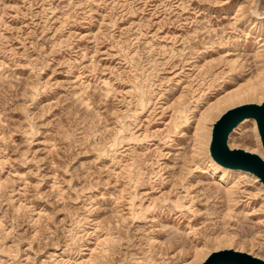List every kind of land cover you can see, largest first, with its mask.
Segmentation results:
<instances>
[{"label":"rangeland","instance_id":"374dc122","mask_svg":"<svg viewBox=\"0 0 264 264\" xmlns=\"http://www.w3.org/2000/svg\"><path fill=\"white\" fill-rule=\"evenodd\" d=\"M263 81L264 0H0V264L264 259L262 183L207 168ZM227 142L264 159L255 120Z\"/></svg>","mask_w":264,"mask_h":264},{"label":"water","instance_id":"95a60500","mask_svg":"<svg viewBox=\"0 0 264 264\" xmlns=\"http://www.w3.org/2000/svg\"><path fill=\"white\" fill-rule=\"evenodd\" d=\"M245 118L255 120L264 150V100L247 102L226 109L212 124L209 154L218 164L252 173L264 187V159L257 153L242 148H230L228 136ZM200 264H264V259L247 252L224 248L212 251Z\"/></svg>","mask_w":264,"mask_h":264},{"label":"bare ground","instance_id":"6f19581e","mask_svg":"<svg viewBox=\"0 0 264 264\" xmlns=\"http://www.w3.org/2000/svg\"><path fill=\"white\" fill-rule=\"evenodd\" d=\"M264 82V81H263ZM262 82V83H263ZM252 88V87H251ZM246 90H248V87H244V86H240V87H238V88H236V89H234V90H231V91H228V92H226L224 95H222L220 98H218V102H217V104L219 103V102H224V101H229V100H234V99H236V98H238V96L243 92V91H246ZM252 90V89H251ZM256 92V91H255ZM222 102V103H223ZM226 103V102H225ZM217 104H211V105H209L203 112H202V114H201V117L198 119V122L199 123H201V122H203V120L204 119H206L205 117L207 116L208 117V115H209V112H211V110L215 107V105H217ZM242 104V103H241ZM218 105H220V104H218ZM221 105H223V104H221ZM218 107V106H217ZM233 107V106H232ZM222 114V113H221ZM245 119H247V118H245ZM245 119H243L240 123H242ZM250 119H252V118H250ZM252 120H254V119H252ZM211 157V156H210ZM216 162V161H215ZM217 163V162H216ZM226 166H223V165H220V164H213V163H209L208 165H207V168H208V170H209V172L211 173V174H217L218 176H219V179L220 180H224L225 179V177H227L228 176V174L232 171V170H234V168H230V167H228V168H225ZM235 171H241V172H246L245 170H242V169H236ZM217 176V177H218ZM216 177V178H217ZM256 177V176H255ZM257 178V177H256ZM258 179V178H257ZM259 181V180H258ZM260 182V181H259ZM261 183V182H260ZM208 254L209 253H207L205 256H204V258H203V260L208 256Z\"/></svg>","mask_w":264,"mask_h":264}]
</instances>
